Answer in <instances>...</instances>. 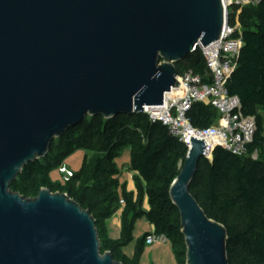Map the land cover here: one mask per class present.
<instances>
[{
	"label": "water",
	"instance_id": "95a60500",
	"mask_svg": "<svg viewBox=\"0 0 264 264\" xmlns=\"http://www.w3.org/2000/svg\"><path fill=\"white\" fill-rule=\"evenodd\" d=\"M226 27L223 0H0V264H122L67 194L12 185L87 118L163 106L178 64ZM190 144L170 189L186 264H230L227 228L190 191L206 144Z\"/></svg>",
	"mask_w": 264,
	"mask_h": 264
},
{
	"label": "trees",
	"instance_id": "16d2710c",
	"mask_svg": "<svg viewBox=\"0 0 264 264\" xmlns=\"http://www.w3.org/2000/svg\"><path fill=\"white\" fill-rule=\"evenodd\" d=\"M236 10L240 14L238 17L230 14L229 25L239 26L238 37L243 46L228 89L241 100L243 113L256 119L257 132L246 157L217 148L212 160L202 159L190 191L207 216L227 228L230 264H264V161L252 158L264 150V120L259 114L264 109V0L254 8L236 7ZM178 70H191L211 78L201 51L180 62ZM90 119L60 139L59 145L53 147L57 151L54 157L49 152L43 161L27 166L12 185V192L25 199L37 198L44 188L54 194H67L96 220L102 253L110 252L122 264H140L150 234L139 242L135 259L124 255L122 248L133 241L135 222L145 217L154 233L165 236L171 243L177 263L186 264L180 215L171 200L170 189L189 150L171 136L167 127L150 123L144 115ZM189 119L194 128L208 129L216 125L218 114L211 107L196 104ZM126 149L131 151L129 169L137 175L136 198L133 193L118 196L122 173L115 161ZM78 150L95 155L92 163L85 158L78 174H73L65 186L55 187L51 174ZM121 201L124 202L121 237L113 240L108 235L107 222L114 217ZM145 201L147 211L143 209Z\"/></svg>",
	"mask_w": 264,
	"mask_h": 264
},
{
	"label": "built area",
	"instance_id": "2783aa9c",
	"mask_svg": "<svg viewBox=\"0 0 264 264\" xmlns=\"http://www.w3.org/2000/svg\"><path fill=\"white\" fill-rule=\"evenodd\" d=\"M260 1L223 0L227 27L222 38L207 48L199 45L195 51H201L203 54L211 78L200 76L191 70L185 71L184 74L179 73L176 86L166 94L163 106L145 108L144 114L150 123H161L167 127L171 136L188 150L192 148L191 138L203 140L206 144L205 158L208 160L213 159L217 148H223L238 157H246L249 154V146L255 139L256 119L243 113L241 100L232 96L228 89V82L237 69L238 56L243 46L241 37H238L239 26H230L229 17L230 14L237 13L236 7H245L251 3L257 5ZM196 104L217 111L216 125L208 129L193 127L189 115ZM70 176L72 177V174ZM121 205H124L123 201ZM167 242L165 236L156 235L154 232L146 238L147 245Z\"/></svg>",
	"mask_w": 264,
	"mask_h": 264
},
{
	"label": "rangeland",
	"instance_id": "374dc122",
	"mask_svg": "<svg viewBox=\"0 0 264 264\" xmlns=\"http://www.w3.org/2000/svg\"><path fill=\"white\" fill-rule=\"evenodd\" d=\"M245 7L254 8L256 7V4L251 3L249 5H246ZM239 14L240 13L237 12L235 15L238 17ZM179 73L184 74V71H180ZM259 114L263 117L264 120V109H260ZM144 117L147 116L144 115ZM89 120L91 119L88 118L87 121ZM59 142L60 139L56 140L53 143L52 148L50 149V155L53 157L57 153L56 150L53 151V147L58 146ZM94 157L95 155H93L90 152H85L83 150L76 151L71 157H69L62 164L60 168H58V170H55L51 174V180L54 186L55 187L65 186L70 174L72 175L78 174L81 171L85 158L89 161V163H92ZM252 158L254 160L264 161V150L256 152L252 156ZM39 161H43V160H39ZM130 161H131V151L129 149H126L115 161V164L122 173L120 176V188L118 190V196L120 198H123L124 193H133L135 195V198L138 196L137 175L132 171H130L129 169ZM69 178H71V176ZM143 209L145 211L149 209L147 201L144 203ZM123 210H124V205H120L114 217L107 222V226L109 227L108 228L109 235L110 238L113 240H118L121 237L120 234L122 227ZM153 232L154 230L147 221V219L145 217L139 218L135 222L133 241L127 246H124L122 248V253L130 259H135L137 255V246L139 242L143 237H145L146 234H152ZM139 263L140 264H178L170 242L146 245L145 251L139 259Z\"/></svg>",
	"mask_w": 264,
	"mask_h": 264
},
{
	"label": "crops",
	"instance_id": "0c3cea01",
	"mask_svg": "<svg viewBox=\"0 0 264 264\" xmlns=\"http://www.w3.org/2000/svg\"><path fill=\"white\" fill-rule=\"evenodd\" d=\"M146 202V201H145ZM120 226V225H119ZM109 227L107 226V230H108V233H109V229H108ZM117 234H118V232H117ZM109 235V234H108ZM109 237H110V235H109Z\"/></svg>",
	"mask_w": 264,
	"mask_h": 264
}]
</instances>
